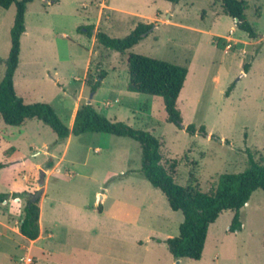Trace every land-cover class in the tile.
Returning a JSON list of instances; mask_svg holds the SVG:
<instances>
[{"label": "rangeland", "instance_id": "rangeland-1", "mask_svg": "<svg viewBox=\"0 0 264 264\" xmlns=\"http://www.w3.org/2000/svg\"><path fill=\"white\" fill-rule=\"evenodd\" d=\"M245 1L255 39L224 13L222 0H35L26 12L16 93L27 105L50 104L69 128L75 105L93 95L109 120L161 142L162 164L177 184L212 193L221 175L248 169L249 154L264 165V0ZM15 15V4L0 7V82ZM141 22L153 26L125 53L96 38L99 30L124 38ZM129 54L189 68L177 102L181 127L167 121L162 97L127 90ZM63 150L43 122L10 126L0 116V193L9 195L0 205V264H16L27 252L35 264H264L263 190L241 210L240 231L230 232L235 213L225 211L209 228L202 259L176 260L164 241L179 236L184 216L144 177L137 141L75 136L66 159L47 172L51 153L55 163ZM37 191L43 238L33 246L19 234L26 199L16 194Z\"/></svg>", "mask_w": 264, "mask_h": 264}, {"label": "trees", "instance_id": "trees-1", "mask_svg": "<svg viewBox=\"0 0 264 264\" xmlns=\"http://www.w3.org/2000/svg\"><path fill=\"white\" fill-rule=\"evenodd\" d=\"M35 0H0V7L9 9L16 5L14 25L11 29V48L6 60L5 74L0 82V116L10 126H22L27 120L37 119L49 126L58 136L59 143L65 142L72 134L80 136L87 133H100L117 137L130 138L141 147V172L150 184L159 189L166 197L174 211H181L184 220L179 227V236L168 238L164 242L169 253L176 260L191 259L199 261L203 257L209 228L225 211H233L234 218L230 232L242 229L240 212L247 206L254 192L264 191V165L259 164L249 154V167L244 172L223 174L220 176L216 189L212 193L203 192L198 186H181L176 183L173 175L162 164L161 142L150 132L135 129L125 122L111 121L99 113L93 104L82 105L70 129L48 103L27 105L15 90L14 77L19 67L21 54V37L26 32V12L28 5ZM178 4L180 0H167ZM223 11L236 20L237 26L246 32L251 39L257 33L246 15L248 3L245 0H222ZM153 24L139 23L124 38H113L99 30L96 34L98 42L107 49L125 53L139 44ZM94 26H88L85 33L91 37ZM249 64L245 66L248 69ZM129 82L127 90L162 97L167 112V121L181 127L182 116L177 102L185 86L189 68L168 63L163 60L139 54H129ZM104 78L103 75L100 76ZM91 84V81H88ZM100 81L92 84L91 91L96 93ZM234 85L228 90L230 93ZM205 132V128H200ZM187 132L194 134L195 126L189 125ZM5 167L0 163V170ZM52 158L47 162L46 169H52ZM9 195L0 193V205L8 200ZM16 197H24L26 206L20 224V233L26 239L35 241L40 237V192L19 193ZM101 206L99 210L101 211Z\"/></svg>", "mask_w": 264, "mask_h": 264}, {"label": "crops", "instance_id": "crops-1", "mask_svg": "<svg viewBox=\"0 0 264 264\" xmlns=\"http://www.w3.org/2000/svg\"><path fill=\"white\" fill-rule=\"evenodd\" d=\"M87 69H88V71H89L90 67H87ZM87 75H88V74H87ZM87 75L84 77V79H83V81H82V86H81V89H80V95H79V96H81V98H83L82 95H84V93H85V91H86V87H87V84H86ZM57 82H58V81H57ZM117 100H118V99H117ZM93 103H94V99L92 100V104H93ZM86 104H87V103H86ZM93 105H94V104H93ZM81 106H82L81 104H78V103H77V104L75 105L74 112L71 114V124H72V127H73V125H74V121H75L76 113H77L78 109H79ZM76 107H77V108H76ZM72 127H70V129H72ZM74 137H75L74 135H70L69 138H68L65 142H63V143H64V150H63L62 154H61L60 157L58 158V161L54 163V167H53L52 169H47V170H48L47 172H49V173L53 172V171L59 166V163L66 159V156H67V154H68V152H69V149H70V145H71V143H72ZM53 152H54V153H53V154L51 153V155H52V157L56 158L55 156H53V155L55 154V151H53ZM59 152H60V151H59ZM54 158H53V159H54ZM53 161H54V160H53ZM100 202H102V200H101ZM41 219H42V211H41V213H40V229H41L40 237H39L37 240H35V241H31V240H29L31 243H33V246H34V245H35L40 239L43 238V229H42ZM19 234L21 235V233H20V229H19ZM51 235H53V232H52V231L49 232L48 236H51Z\"/></svg>", "mask_w": 264, "mask_h": 264}, {"label": "built area", "instance_id": "built-area-1", "mask_svg": "<svg viewBox=\"0 0 264 264\" xmlns=\"http://www.w3.org/2000/svg\"><path fill=\"white\" fill-rule=\"evenodd\" d=\"M16 264H35V259L30 252H27Z\"/></svg>", "mask_w": 264, "mask_h": 264}, {"label": "water", "instance_id": "water-1", "mask_svg": "<svg viewBox=\"0 0 264 264\" xmlns=\"http://www.w3.org/2000/svg\"><path fill=\"white\" fill-rule=\"evenodd\" d=\"M145 36H146V34H145ZM92 100H93V95H91L90 99L87 101V104H88V105L92 104ZM183 128H184V127H183ZM221 141H222V140H221ZM44 182H45V172L42 171V183H41V184H44Z\"/></svg>", "mask_w": 264, "mask_h": 264}]
</instances>
